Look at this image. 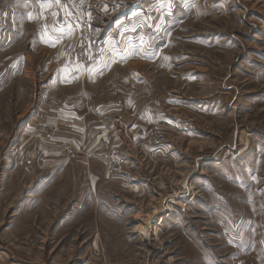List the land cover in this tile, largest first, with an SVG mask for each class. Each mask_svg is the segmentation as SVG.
Masks as SVG:
<instances>
[{
  "label": "rangeland",
  "instance_id": "374dc122",
  "mask_svg": "<svg viewBox=\"0 0 264 264\" xmlns=\"http://www.w3.org/2000/svg\"><path fill=\"white\" fill-rule=\"evenodd\" d=\"M1 4L10 1L1 0ZM64 5L66 37L75 28L77 43L72 54L66 52L61 66L67 69L66 86L77 83L76 88L65 87L59 94L57 88L48 89L43 84L28 87L29 83L18 82L13 72L20 58H7L11 65L0 64V215L5 214L7 221L15 212L16 216L22 212L20 220L30 219L32 214L33 224L42 219L50 226L48 234L17 233L19 255L25 256L24 248L31 244V235L37 241L35 251L46 252L48 235L50 246L57 242L48 264L54 253H60L59 260L64 264H87L90 256H96L94 250L88 249L87 233L76 229L79 223L65 222L70 219L67 213L73 208V195L88 193V181L85 185L80 182L85 181L88 163L96 156L88 145H75L72 122L63 132L67 123L62 127L65 120L58 117L59 109L76 107L79 111L89 97L94 100L92 110L111 103L118 113L123 107L126 117L132 115L133 108L144 107L148 119H162L149 122L148 141L152 132L159 130L166 137V143L159 148L174 144L176 184L155 193L168 206L174 193L190 186L194 198L195 190L185 174L191 162L198 177L203 174L200 169L204 165L220 163L223 158L240 153L238 149L247 143L243 136H257L258 141H264V86L252 88L256 90L252 96L257 105L248 110L250 113L242 112V102L233 104L235 97V101L240 97L238 102L248 98L251 82L264 80V0H66ZM0 44L3 47L5 42ZM144 47L154 51L155 56L147 57L141 52ZM34 60L35 68L55 67L57 58ZM2 66L10 69L8 77L2 75ZM72 67H80L76 71L82 73H68ZM83 68L91 69L84 72ZM74 75L81 82H68ZM58 94L66 99L65 105L58 103ZM254 113L256 125L252 126ZM164 119H173L178 132L167 131ZM99 159L110 173L114 167L122 171L125 161L113 159L108 153ZM168 159L161 160L168 163ZM161 172L163 181L173 179L174 170L170 175L168 169ZM2 194L16 200L9 205L8 197ZM85 205L88 207L87 202ZM166 205L156 209L160 212L156 213V220H161L159 217L165 213L160 210ZM184 206L178 204L177 210H171L180 228L175 229L174 242L196 231L182 227ZM125 208L135 212L132 205ZM165 210L169 214V206ZM47 220H59L58 226L64 223V227L54 231ZM152 221L147 222V231L141 227L134 234L144 244L131 239L139 256L133 254L130 260L133 264H173L168 244L160 241L161 228ZM84 223L87 219L81 221ZM5 225H0L1 236ZM83 237L87 240L85 245ZM1 244L7 247L5 239L1 238Z\"/></svg>",
  "mask_w": 264,
  "mask_h": 264
},
{
  "label": "crops",
  "instance_id": "0c3cea01",
  "mask_svg": "<svg viewBox=\"0 0 264 264\" xmlns=\"http://www.w3.org/2000/svg\"><path fill=\"white\" fill-rule=\"evenodd\" d=\"M9 1L10 4H1L0 0V42H5L3 47L0 44V64L7 62L9 64L7 58H20V64L14 65L18 67L13 72L18 82L24 84L27 82L28 87L37 84L40 87L43 84V87L48 89L57 88L59 94L65 87L76 88L77 83L66 86L64 74L67 69L61 66L66 52H73L77 43L74 39L77 34L75 28L69 31L66 37L64 16L66 0H60L59 4L55 0ZM8 50L14 52L7 53ZM141 52L147 54V57L155 56V52L146 47L141 48ZM34 57H41L42 61L55 57L56 66L43 65L41 68H35ZM9 65L7 66L10 67ZM3 69L5 72L2 75L8 77L10 69L5 67ZM72 69L68 73L78 75L82 73L76 71L80 67ZM90 69L86 68L84 72ZM67 80L71 84L75 81L81 82L76 75ZM18 82L17 87L21 85ZM257 86L263 87L264 80L251 82V93L247 99L238 102L240 97L237 101L236 97L234 98L233 104L242 102L243 113H250L248 110L257 105L256 99L252 96L256 91L252 88ZM59 94L58 103L65 105L66 99ZM93 103L94 100L89 97L86 106L81 105L79 111L76 107L64 106L58 113V117L66 121L61 122L62 127L67 123L63 132L69 129L68 123L72 122L70 128L76 140L75 145L76 143L79 147L88 145L89 151L96 156L94 161L90 160L88 163L89 171L87 175L84 174L85 181L80 182V185H85L86 180L88 181V193L78 192L73 195V208L67 213L70 219L65 222L66 225L79 223L76 229L80 233H87L88 249L94 250L96 255L93 258L90 256L87 264H92V260L95 264H101L100 259L103 260V264H133L130 257L133 254L139 256V252L134 251L131 239L135 238L138 241L141 238L135 237L134 234L137 235L141 227L147 228V231V222L150 219H153L156 228H161L162 235L159 238L162 244H168L171 253L168 256H171L170 262L173 264H264V141H258L257 136L254 138L243 136L247 143L238 149L240 153L230 159L223 158L220 163L211 162L204 165L200 169V173L203 174L198 177L194 175L196 167L190 163L185 174L195 192L194 198L184 206L185 223H182V227L185 230L195 229L197 232L185 235V238L174 242L177 234L175 229L179 228L176 226L175 212L172 213L171 210L170 214L165 212V209H168L166 200L163 199L162 202L161 196L155 193L167 185L176 184L174 144L164 148L152 145L148 141L147 132L149 122L156 120L160 122L162 119L153 117L151 120L148 119L144 107L133 108L130 112L132 115L126 117L123 113L126 110L123 111V107L118 113L109 103L99 106L97 111H94L91 108ZM255 116L254 113L250 119L253 121L252 126L256 125ZM60 119H54L58 125L61 124ZM172 120L164 119V127L173 134L178 131L175 128L177 124ZM46 122L48 123V119ZM106 153L113 159L125 160V164L122 162V171H118L116 167L113 173L106 171L104 162L99 159L101 154ZM163 158H169L168 163L162 161ZM162 169H168L169 175L170 171L174 170L173 179L163 181ZM130 193L133 194L132 197ZM2 197H8L9 205H12V200H16V197L11 198L6 194H2ZM85 202L88 203V207ZM163 203L166 206L160 211L165 214L162 217L158 215L161 218L159 221L156 220V213L160 212L156 209ZM127 205L134 206L135 212L125 208ZM16 215L17 212L7 221H4L5 214L0 215V225L6 223L4 232L2 236L0 235V264H48L50 255L53 256L52 251L56 248V241L50 246L47 235L44 246L46 252L40 250L38 253L34 246L37 241L31 235V244L24 248L23 256L16 251V234L20 232L33 234L38 231L48 234L50 226L42 219L33 224L35 218L32 214L29 216L30 219L26 220L18 218L22 212ZM85 219L87 223L81 224ZM23 222L24 225L21 224ZM49 223H52L51 229L54 231H60L64 227V223L58 226L59 220ZM1 238L5 239L7 247L1 246ZM83 240L85 245L86 237H83ZM42 247L40 249H43ZM165 252L163 249L162 256ZM54 254L56 255L51 264H64L59 260L60 253ZM99 254L104 257L101 258ZM157 261L159 260L155 263H158Z\"/></svg>",
  "mask_w": 264,
  "mask_h": 264
},
{
  "label": "built area",
  "instance_id": "2783aa9c",
  "mask_svg": "<svg viewBox=\"0 0 264 264\" xmlns=\"http://www.w3.org/2000/svg\"><path fill=\"white\" fill-rule=\"evenodd\" d=\"M150 143L152 145L161 146L166 143V137L162 135L159 130L152 132L150 137ZM193 198V189L190 186H184L181 190L169 199V210H177L178 204H186ZM172 212V211H171ZM169 212V214L171 213ZM173 213V212H172Z\"/></svg>",
  "mask_w": 264,
  "mask_h": 264
},
{
  "label": "snow or ice",
  "instance_id": "6c2138e0",
  "mask_svg": "<svg viewBox=\"0 0 264 264\" xmlns=\"http://www.w3.org/2000/svg\"><path fill=\"white\" fill-rule=\"evenodd\" d=\"M55 2H56L57 4H59V3H60V0H55ZM42 6H44V5H42ZM30 18H31V16H30Z\"/></svg>",
  "mask_w": 264,
  "mask_h": 264
}]
</instances>
